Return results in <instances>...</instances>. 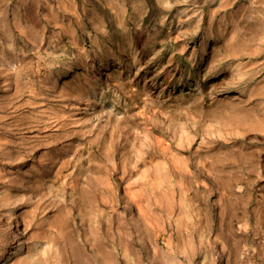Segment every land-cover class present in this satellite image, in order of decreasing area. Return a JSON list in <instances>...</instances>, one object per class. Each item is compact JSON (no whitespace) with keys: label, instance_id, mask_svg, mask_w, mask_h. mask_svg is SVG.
I'll use <instances>...</instances> for the list:
<instances>
[{"label":"rangeland","instance_id":"rangeland-1","mask_svg":"<svg viewBox=\"0 0 264 264\" xmlns=\"http://www.w3.org/2000/svg\"><path fill=\"white\" fill-rule=\"evenodd\" d=\"M0 264H264V0H0Z\"/></svg>","mask_w":264,"mask_h":264}]
</instances>
